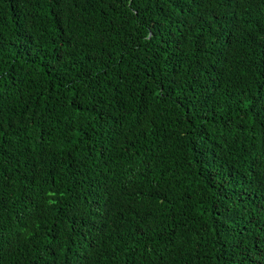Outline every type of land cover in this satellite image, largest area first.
<instances>
[{
    "label": "trees",
    "instance_id": "obj_1",
    "mask_svg": "<svg viewBox=\"0 0 264 264\" xmlns=\"http://www.w3.org/2000/svg\"><path fill=\"white\" fill-rule=\"evenodd\" d=\"M0 264H264V0H0Z\"/></svg>",
    "mask_w": 264,
    "mask_h": 264
}]
</instances>
